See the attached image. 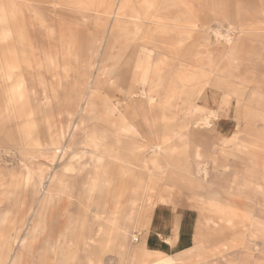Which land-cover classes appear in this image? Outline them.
<instances>
[{
	"label": "rangeland",
	"instance_id": "1",
	"mask_svg": "<svg viewBox=\"0 0 264 264\" xmlns=\"http://www.w3.org/2000/svg\"><path fill=\"white\" fill-rule=\"evenodd\" d=\"M174 196L170 256L145 232ZM12 263L264 264V0H0Z\"/></svg>",
	"mask_w": 264,
	"mask_h": 264
},
{
	"label": "crops",
	"instance_id": "2",
	"mask_svg": "<svg viewBox=\"0 0 264 264\" xmlns=\"http://www.w3.org/2000/svg\"><path fill=\"white\" fill-rule=\"evenodd\" d=\"M33 67L36 69L35 63ZM79 95L82 100L89 97L85 93V85L81 86ZM179 200L176 196L171 197V202L152 212L145 232V244L151 251L173 256L190 248L197 220L193 211L183 206Z\"/></svg>",
	"mask_w": 264,
	"mask_h": 264
},
{
	"label": "bare ground",
	"instance_id": "3",
	"mask_svg": "<svg viewBox=\"0 0 264 264\" xmlns=\"http://www.w3.org/2000/svg\"><path fill=\"white\" fill-rule=\"evenodd\" d=\"M162 107H163V106H162ZM211 115H212V114H211ZM210 119H211V118H210ZM168 148H169V147H168ZM48 150H49V149H48ZM172 150H173V149H172ZM163 151H164V150H163ZM163 151H162V152H163ZM78 164H79V163H78ZM73 166H74V165H73ZM70 168H71V167H70ZM204 171H205V170H204ZM45 174H46V172H44L43 175L41 176V177H42V180L45 179V178H47ZM49 176H50V175H49ZM32 177H33V176H32ZM54 181H55V180H54ZM44 183H45V182H44ZM38 184H39V183H38ZM37 187H38V186H37ZM35 188H36V187H35ZM43 193H44V191H43ZM39 195H40V194H39ZM44 202H45V201H44ZM42 208H43V207H42ZM40 209H41V208H40ZM39 213H40V212H39ZM39 213H38V214H39ZM40 215H41V214H40ZM58 255H59V254H58ZM8 256H9V255H8ZM9 257H10V256H9ZM2 258H3V257H2ZM5 259H6V258H5ZM5 259H4V260H5ZM6 260H7V259H6ZM7 263H8V262H7ZM13 263H14V261H13ZM13 263H12V264H13Z\"/></svg>",
	"mask_w": 264,
	"mask_h": 264
}]
</instances>
